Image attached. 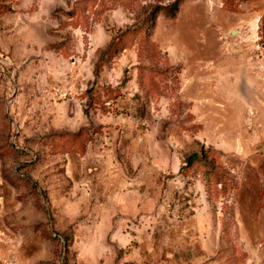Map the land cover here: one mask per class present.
I'll return each instance as SVG.
<instances>
[{
  "label": "rangeland",
  "instance_id": "obj_1",
  "mask_svg": "<svg viewBox=\"0 0 264 264\" xmlns=\"http://www.w3.org/2000/svg\"><path fill=\"white\" fill-rule=\"evenodd\" d=\"M0 264H264V0H0Z\"/></svg>",
  "mask_w": 264,
  "mask_h": 264
},
{
  "label": "trees",
  "instance_id": "obj_2",
  "mask_svg": "<svg viewBox=\"0 0 264 264\" xmlns=\"http://www.w3.org/2000/svg\"><path fill=\"white\" fill-rule=\"evenodd\" d=\"M176 8H177V4L174 5V9H173V12H174V13H175V11H176ZM170 9H171V8H170ZM173 12H172V13H173Z\"/></svg>",
  "mask_w": 264,
  "mask_h": 264
}]
</instances>
